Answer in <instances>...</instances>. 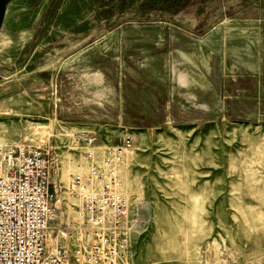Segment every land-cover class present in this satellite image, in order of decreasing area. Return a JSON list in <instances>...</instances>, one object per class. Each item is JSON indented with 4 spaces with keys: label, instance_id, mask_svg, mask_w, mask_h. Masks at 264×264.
Here are the masks:
<instances>
[{
    "label": "rangeland",
    "instance_id": "374dc122",
    "mask_svg": "<svg viewBox=\"0 0 264 264\" xmlns=\"http://www.w3.org/2000/svg\"><path fill=\"white\" fill-rule=\"evenodd\" d=\"M86 131L130 138L116 264H264V0H9L0 139L49 159L48 248L89 238L63 190Z\"/></svg>",
    "mask_w": 264,
    "mask_h": 264
},
{
    "label": "built area",
    "instance_id": "2783aa9c",
    "mask_svg": "<svg viewBox=\"0 0 264 264\" xmlns=\"http://www.w3.org/2000/svg\"><path fill=\"white\" fill-rule=\"evenodd\" d=\"M95 139L88 131L73 136L84 149H78L81 160L63 184L89 238L73 225L67 240L52 248L47 240L57 210L51 204L49 159L38 146L0 139V264H116L128 256L131 199L121 189L120 171L130 138L101 147Z\"/></svg>",
    "mask_w": 264,
    "mask_h": 264
},
{
    "label": "water",
    "instance_id": "95a60500",
    "mask_svg": "<svg viewBox=\"0 0 264 264\" xmlns=\"http://www.w3.org/2000/svg\"><path fill=\"white\" fill-rule=\"evenodd\" d=\"M9 0H0V26L5 13V7Z\"/></svg>",
    "mask_w": 264,
    "mask_h": 264
}]
</instances>
